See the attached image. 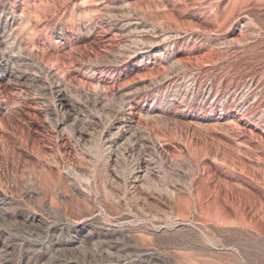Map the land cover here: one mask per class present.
<instances>
[{"label": "rangeland", "instance_id": "rangeland-1", "mask_svg": "<svg viewBox=\"0 0 264 264\" xmlns=\"http://www.w3.org/2000/svg\"><path fill=\"white\" fill-rule=\"evenodd\" d=\"M0 264H264V0H0Z\"/></svg>", "mask_w": 264, "mask_h": 264}]
</instances>
